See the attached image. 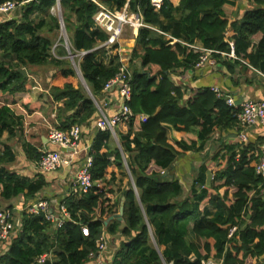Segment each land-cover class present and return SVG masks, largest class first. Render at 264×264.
I'll return each instance as SVG.
<instances>
[{"label":"trees","instance_id":"trees-1","mask_svg":"<svg viewBox=\"0 0 264 264\" xmlns=\"http://www.w3.org/2000/svg\"><path fill=\"white\" fill-rule=\"evenodd\" d=\"M101 1L118 10L127 5L145 24L137 30L129 60L127 105L133 115L117 123V128L127 127L125 133H118L120 147L110 131H95L88 148L92 187L86 194H69L59 201L70 219L53 228L42 214L24 215L22 229L0 256V264H32L43 253L52 254V264H86L90 254L98 252L96 241L104 229L123 236L108 264H161V258L167 264H202L208 258L219 264H264V179L255 172L263 138L243 144L223 141L203 158L185 196L179 180L168 178L178 157L201 152L214 132L235 128L240 110L239 105L228 106L209 87L188 95L171 73L177 67L193 70L203 49L228 51V40L233 41L237 59L212 54L226 70L233 72L245 61L264 73V0H250L254 8L231 23L225 7L235 0H180L176 6L163 0L159 9L150 0ZM54 3L30 0L20 6L18 18L0 22V93L14 97L26 90L28 77L21 69L53 66L57 72L49 94L58 102L56 128L65 131L98 119L92 98L103 94L104 84L120 63L117 44L100 47L107 35L93 22L97 5L91 0H62L69 52L88 89L76 82L65 49L55 47L61 57L52 54V35L59 30L57 17L50 12ZM256 34L261 35L258 40L253 38ZM104 51L108 62L101 56ZM168 129L178 132L180 139L171 141ZM23 136V115L6 103L0 105V208L19 195L31 198L47 185L42 175L30 179L6 167L16 157L11 140ZM21 146L30 161L38 162L44 153L27 141ZM125 162L137 194L132 184L123 190L125 227L119 229L121 221L116 219L105 225L115 213L108 203L116 192L106 176L112 163L125 171ZM163 172L168 174L162 177ZM150 231L158 248L150 243Z\"/></svg>","mask_w":264,"mask_h":264},{"label":"crops","instance_id":"crops-1","mask_svg":"<svg viewBox=\"0 0 264 264\" xmlns=\"http://www.w3.org/2000/svg\"><path fill=\"white\" fill-rule=\"evenodd\" d=\"M169 1L174 6H176L178 5L180 0H169ZM254 6L255 4L250 0H235L233 5H228L225 7L226 18L228 20V23L241 20L245 12L250 9H253ZM129 30L133 35H131V37L129 38H126L124 37V34L126 33V31H128V28L124 31L123 36L119 42L120 43L119 52H117L118 61L120 58L121 62H123L124 64L127 63L129 64L130 53L135 47V36L137 34V30L135 31L131 29ZM232 34H233L232 31H230V35ZM260 36H261L260 34H256L253 38L254 40H258ZM63 43H64L63 41L62 43L59 42V44L57 43L55 47H62L63 49H65V51L67 52V55L65 57L69 59L70 58L68 57L69 50L66 47H64L65 45ZM104 53L106 55L103 54L101 56L104 58L106 62H108V56H107L108 54L105 51ZM52 54L57 57L60 56L56 53L55 48L52 49ZM99 58H100V54H99ZM214 60L215 62L213 64H205L200 69L194 68L193 70L187 71V70H183L182 67H177L171 73V78L176 85L183 86L184 88H186L188 95L193 89L196 88H200V87L211 88L213 86H216L220 88V90H222V92L225 95L232 96L234 98L236 105H239L246 98L264 100V73L249 67L248 65H246L245 61L244 62L241 61L242 65L237 64L233 72H229L224 68L222 64L219 63L218 59L214 58ZM71 64L74 66V63ZM74 70L75 72L77 71L75 67ZM56 72L57 70L53 68V66L51 65L30 67L26 72V76L28 77V81L26 82V90L22 94L11 97L0 93V97H1L0 104L1 105L5 103L8 104L16 114L23 115L24 117V136L22 138L16 137L14 139L16 140V142L19 141L18 143L20 142L22 143L23 141H27L40 151L59 150V147L54 144H51L47 138L50 130V129L47 130L48 124H53L55 126L54 128H56L58 122L56 120V106L58 102H53L49 94V88L51 85L50 80ZM82 85L84 86V84ZM92 100L97 108L98 117L101 112L105 113L108 117L112 116L113 114L118 112L121 105V102L115 90H111L105 93L103 92V94L99 98L97 99L92 98ZM49 109L50 111L48 114ZM71 112L72 111L68 113ZM95 123L96 121L94 123H91L90 125L83 126L82 128L80 127L82 132L81 140H80L81 142L80 149L78 153L74 156V160L71 167L64 168L62 170L55 172H41L38 169L39 167L37 166V162L28 160L24 156L22 146L19 145L21 146L19 147L17 145L14 147V149L17 148V150H19V153L14 151L12 148L16 156L13 162L15 163V165L9 169L11 171L18 173L23 177H27L30 179L42 175L45 178L47 185L43 187L40 191H38L39 195L45 194L49 198H53L56 201H61L63 198H66L70 193V186L68 183V181L70 180V176L73 173H75L76 168L80 163L79 161H81L85 157V153L86 154L88 153V151L86 152V150H88L89 144L91 143L94 133L97 130ZM117 129H118V133L119 132L125 133L127 127L125 124H122L119 125ZM43 131H48V132L43 133ZM236 131H237V125L235 128L231 130L222 131V134L220 132H214L211 139L208 140V142L204 145L203 150L201 152L199 153L188 152L186 153V155L180 156L175 160L171 173L170 171L168 172L169 175L179 180L183 188V196L186 195V189L183 185L184 180L181 178V174L183 170L188 171L189 169H194L195 166L191 165L190 163L187 166V168L184 167L181 168L176 162L181 161L185 164V161H187V163L188 162L193 163L195 161L196 162L195 164L201 163L203 159L202 154L204 151L207 153L208 147H210V149L213 150L214 148L221 146L223 141L226 142L231 141L238 143ZM215 135H218L219 138H215ZM117 136L118 134L116 136H112V138L116 143V145L120 147ZM167 136L171 141L180 139V134L171 129L167 130ZM246 136H247V142L248 141L255 142L259 138L264 139V128L261 125H255L253 127H249L246 129ZM214 140H216V142L218 141L215 146L213 145L214 144L213 142H215ZM124 165L126 168L125 171H121L120 169H118L114 163H112L107 169L106 181L110 182L113 190L116 191L108 203V207H111L110 209H112L113 211L115 210L114 214L119 213L121 204L124 203V197L122 196L123 190L128 188L129 184H132L133 189L136 188L133 184V180L127 168L126 162L124 163ZM168 172H166V174H168ZM190 186L191 184L189 185V188ZM26 198L27 197L24 195H19L14 199L8 201V203L4 202L5 203L4 206L7 204L19 205L20 201L27 200ZM122 221L123 219L121 220V222ZM122 228L123 226H121L120 223L119 229ZM21 229L22 226L19 228L18 232H20ZM18 232L16 233L15 237L17 236ZM117 234L115 233L114 235ZM150 236H151V232H150ZM190 239L193 240L194 238L191 237ZM8 244L6 246H8ZM7 251L8 249L4 252H1L0 256L5 254ZM102 254L103 253H101L98 258L94 257L95 259H90L86 264H101L102 262L108 264V260L110 259H105L104 261V259H102Z\"/></svg>","mask_w":264,"mask_h":264},{"label":"built area","instance_id":"built-area-1","mask_svg":"<svg viewBox=\"0 0 264 264\" xmlns=\"http://www.w3.org/2000/svg\"><path fill=\"white\" fill-rule=\"evenodd\" d=\"M30 0H3L0 1V22L9 20L12 17L11 14L19 9L20 6L29 2ZM62 0H55L54 5L51 7L50 12L57 17L59 23L60 38L65 36L62 34L64 24L62 22V15L60 13V3ZM97 5V11L93 16V22L101 30H103L107 39L101 46L112 47L115 44L118 45L123 36L124 31L128 28L131 30H138L140 27L145 26L142 16L139 13L132 12L125 5L121 10L110 8L106 6L100 0H91ZM163 0H150V4L155 9H159ZM56 10V12H54ZM19 17V14H17ZM66 41V40H65ZM229 50L226 52L215 51L210 49H203V53L199 56L198 61L194 64L195 69L202 68L205 64H213L215 62L212 54L218 53L222 57L225 56L229 59H237L234 51V44L232 40L227 41ZM67 48V41L65 42ZM53 46L52 49L55 48ZM68 49V48H67ZM69 50V49H68ZM84 53V52H83ZM82 53V54H83ZM244 62V61H243ZM119 69L117 73L110 78L103 87V92L115 90L118 98L121 102L120 108L117 113L112 116H107L101 112L96 120V127L99 130H108L112 136H116L114 128L121 120H127L132 116V111L127 105V101L130 99L131 86L129 64H124L119 58ZM211 89L215 92L217 97H224L225 103L228 106H234L235 101L232 96L225 95L220 88L213 86ZM94 99V98H93ZM240 110L237 113V141L238 143H246V129L255 125H261L264 128V100L263 99H251L246 98L239 104ZM142 121L146 120V116L140 117ZM81 128L78 124L71 126L68 130H59L57 128H51L48 133V140L51 144L59 147V150H46L37 162L38 169L41 172H55L72 166L74 156L80 149L81 140ZM88 148V147H87ZM88 150H86L87 152ZM261 155L258 163L255 166L256 174L260 175L264 179V142L260 145ZM75 173L70 176L68 181L70 186V193L75 195L86 194L92 187V180L90 175V167L92 164V157L85 153V157L79 161ZM137 194L136 188H134ZM27 200H21L19 205L7 204L0 208V253L8 249L6 246L15 237L19 228L22 226V218L26 216H34L42 214L45 220L49 221L53 228H59L64 221L70 219V215L66 210V206L53 198L44 195L35 194ZM235 228L231 230L233 232ZM84 235L88 234L87 227H82ZM6 246V247H5ZM97 253L90 254L91 258L99 257L107 248L106 240L103 234L96 241ZM51 253H43L37 256L32 264H44L46 260H51ZM202 264H218L214 259L208 258L202 261Z\"/></svg>","mask_w":264,"mask_h":264},{"label":"rangeland","instance_id":"rangeland-1","mask_svg":"<svg viewBox=\"0 0 264 264\" xmlns=\"http://www.w3.org/2000/svg\"><path fill=\"white\" fill-rule=\"evenodd\" d=\"M54 12H56V10H54ZM19 13V9H16L12 14H11V16L10 17H12V18H18V14ZM60 13H61V15H62V9H61V7H60ZM57 17H58V15H57ZM62 17V16H61ZM63 19V18H62ZM62 34L65 36V39L64 38H60V31L58 30L56 33H54L53 35H52V39H53V42H54V45H57V43L59 44V42H61L62 43V41L64 42L63 44L65 45V42L67 41V48L69 49V35L66 33V31H65V28L63 27V30H62ZM131 35H133L131 32H130V30L128 29V31H126V33L124 34V37H126V38H129V37H131ZM66 40V41H65ZM64 47H66V45L64 46ZM76 58H77V60H79L80 59V57H79V55H76L75 56ZM66 59H68L67 57H65ZM70 59V58H69ZM70 62L71 63H74V66H73V68L75 67L76 68V70H77V73H76V78H75V81L76 82H78L79 84H83V82H82V76H81V73L79 72V70H78V62L77 61H75L74 60V58H73V61L70 59ZM82 87H84L83 85H82ZM0 103H1V97H0ZM1 105V104H0ZM49 111H50V109L48 110V114H49ZM47 117V116H46ZM54 128L55 126L53 125V124H48V127H47V130L48 129H51V128ZM46 132H48V131H43V133H46ZM221 134H222V131L220 132ZM3 136H5V134H3ZM215 138H219V136L218 135H215ZM215 142H213L214 144V146L217 144V142H216V140H214ZM19 141H17L16 142V140H12L11 142H10V144H11V146H12V148H13V150L14 151H16V152H18L19 153V150H17V148H15L14 149V147L15 146H19V145H21V142L20 143H18ZM210 144V143H209ZM19 147H21V146H19ZM0 148H1V146H0ZM208 150H207V153L205 152H203V154H202V158H206L208 155H211L212 154V150L210 149V147H208L207 148ZM209 150H211V151H209ZM20 153H21V150H20ZM207 155V156H206ZM194 156V155H193ZM194 158V157H193ZM208 158V157H207ZM203 160V159H202ZM181 168H187V166L191 163V165H194L195 166V168L194 169H189L188 171H186V170H183V172H182V174H181V178L184 180V183H183V185H184V187H185V189H186V195L188 194V191H189V185L192 183V181H193V179L195 178V176H196V173H197V170H198V167H199V165L201 164V163H197V164H195L196 162L194 161L193 163L192 162H188L187 163V161H185V164L183 163V162H181V161H177L176 162ZM15 165V163H13V164H7L6 165V167L7 168H11L12 166H14ZM211 171V170H210ZM183 176V177H182ZM109 184H111L110 182H109ZM7 203H8V201H7ZM5 203L3 202L2 203V205H4ZM107 218V217H106ZM151 232V236H150V243L153 245V246H155V247H157V245H156V243H155V240H154V237H153V234H152V231H150ZM104 233H105V235H104ZM117 233H119V232H117ZM116 233V234H117ZM102 234H103V236L105 237V239H106V244H107V248H106V250H104V252H102L103 254H102V259H104V261H105V259H110V260H112V258H113V255L115 254V252H116V250L119 248V245H120V242H121V240L123 239V236L119 233V234H117V235H114V234H109V233H106V231H105V229H104V231L102 232ZM115 238H114V237ZM158 248V247H157ZM95 257V256H94ZM51 258H53V256H51ZM95 258H97V257H95ZM95 258H92V259H95ZM110 260H108V261H110ZM99 262H101V261H99ZM215 262H217L218 263V261L217 260H215ZM101 264H105L104 262H102ZM161 264H167L165 261H164V259L163 258H161ZM219 264V263H218Z\"/></svg>","mask_w":264,"mask_h":264},{"label":"water","instance_id":"water-1","mask_svg":"<svg viewBox=\"0 0 264 264\" xmlns=\"http://www.w3.org/2000/svg\"><path fill=\"white\" fill-rule=\"evenodd\" d=\"M61 20H62V22H63V19H61ZM68 57H70V59L73 61V55H72L70 52H69ZM20 72H21L24 76H26V70L21 69ZM79 72H80V71H79ZM76 73H77V71H76ZM81 78H82V77H81ZM82 82H83L84 86L86 87V89H88L87 86L85 85V82H84L83 79H82ZM88 92H89V91H88ZM114 132H115L116 135L118 134V129H117V127L114 128ZM166 175H167L166 172H163L162 177H164V176H166ZM168 178L171 179L172 176H171V175H168ZM211 178H212V173H211L210 170H208V172H207V178H206V183H207L208 185L210 184ZM123 209H124L123 204H121V207H120L119 213H118V214L111 215V216L105 221V225H106L108 222H110L111 220H113V219H118L119 221H121V220H122ZM121 226L125 227V223H124L123 221L121 222ZM44 264H52V263H51V260L48 259V260H46V262H45Z\"/></svg>","mask_w":264,"mask_h":264}]
</instances>
